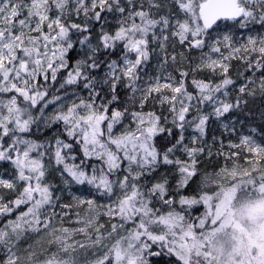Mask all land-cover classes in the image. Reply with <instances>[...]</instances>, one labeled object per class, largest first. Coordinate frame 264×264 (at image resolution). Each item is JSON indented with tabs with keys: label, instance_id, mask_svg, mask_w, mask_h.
Returning a JSON list of instances; mask_svg holds the SVG:
<instances>
[{
	"label": "snow or ice",
	"instance_id": "1",
	"mask_svg": "<svg viewBox=\"0 0 264 264\" xmlns=\"http://www.w3.org/2000/svg\"><path fill=\"white\" fill-rule=\"evenodd\" d=\"M125 3L0 0V162L14 170L8 179L0 175L7 190L0 191V264H153L162 256L174 264H264V224L254 233L240 227L238 239L225 219L228 210L233 221L245 211L264 217V199L253 203L264 197V144L241 134L228 151L220 140L213 153L204 141L211 119L256 95L249 86L257 79L264 95V0H147L166 8L163 15L145 10L143 0L140 10L136 0ZM105 14L116 17L114 32L105 28ZM229 24L239 36L222 30ZM169 33L189 52L199 51V63L181 52L189 67H177ZM153 55L154 75L147 70ZM232 60L246 65L237 73L243 83L235 102ZM204 71L209 78H198ZM189 129L192 146L185 143ZM206 147L224 166L185 195ZM245 151L256 157L249 166L238 163ZM161 166L175 169L173 187L164 174L152 181ZM45 245L56 250L49 255Z\"/></svg>",
	"mask_w": 264,
	"mask_h": 264
},
{
	"label": "rangeland",
	"instance_id": "2",
	"mask_svg": "<svg viewBox=\"0 0 264 264\" xmlns=\"http://www.w3.org/2000/svg\"><path fill=\"white\" fill-rule=\"evenodd\" d=\"M145 2H147V0H143ZM164 0H160V3L163 4ZM149 8H152V12L153 13H157V15H163L166 13L167 9L164 8V7H161L160 9H156L155 7H152L150 5H148ZM172 9L174 12L177 11L175 5H172ZM76 19V21H75ZM73 20L75 22H77V20H80L82 22V17L80 18H77L75 16H73ZM222 30L223 31H228L226 29L225 26L222 27ZM246 34V33H245ZM216 35V33H214V36ZM240 33L239 31L237 32V36H239ZM169 41H168V53H169V58L171 57L172 53L169 52V45L174 43L176 44L175 46H178L180 45L178 43V41H175L171 38V34L169 33ZM98 33L97 34H94L92 35V41L93 43L97 42L98 41ZM173 49V47H172ZM175 50H178L177 48H174ZM207 51V49L205 50ZM225 54H227V50L225 49ZM183 52L182 48L178 50V56H177V66L179 68H183L184 65L183 63L184 62H180V58H179V54ZM75 54V55H74ZM73 57L76 56V53L74 52ZM215 55V54H214ZM159 57L156 56V55H153V57L151 58L148 66H147V70L151 73V74H155V66L157 64V61H158ZM232 61H235L237 62L240 67H237V69H235L234 71L232 72H229V75L232 76L233 79L236 80V85L234 87L230 86L229 88V91H230V99L232 100V102H235V98L236 96L238 95V87L241 83H243L242 80L238 79L237 77V73L239 71H243L244 67H246V65H242L241 62L239 60H232ZM231 61V62H232ZM230 62V63H231ZM199 63V61L197 62ZM235 72V73H234ZM175 74V73H174ZM176 75V74H175ZM246 75H251V73H246ZM259 76V74H257V77ZM258 84H259V80L257 79V83L256 85H250L249 87H255L256 88V95L254 97L252 96H245L244 99L247 100V104H242L240 108H237V109H233L232 111H230L229 113L225 114V116L221 117L220 120H216V119H211L208 123V126L206 128V134L207 132H209V135H210V138L213 139V137H216L217 140L216 142L214 143L215 145V149L212 150L213 153H215L219 148H220V140H223V143L225 145V151H228L227 149V144L229 142V140L233 141V142H236V143H239V136L241 134L243 135H250L252 136L255 140H257L258 142H260L261 144H264V141L263 140H260L258 139V137H255V133L256 131H247V130H244L242 128V126H244L243 124V120L242 118L239 116V114H242V113H246L248 114L249 111L252 112V115H256L257 113H259V109L258 107L256 106V104L258 102H261L263 99H264V95H261L260 94V91H259V87H258ZM170 94V93H169ZM86 95V93H85ZM159 107V105H157ZM160 108V107H159ZM166 111L167 112V107L165 106V108L163 109V111ZM210 111V109H208ZM49 111H51V108L49 109ZM222 124H228L230 129L234 126L235 127V133H231L230 131H226L221 125ZM220 133H223L224 135H226V137L224 136L223 138H221L219 136ZM193 135L192 133V130L189 129L188 132L186 133V139H185V143L186 144H189V146H192L190 141H191V136ZM198 135V134H197ZM206 136V135H205ZM206 137L204 138V141H205ZM210 139V140H211ZM210 140L206 141L205 142V146L206 145H209L211 144L212 145V142H210ZM176 156H179L181 159H184L185 158V155L182 153V152H177L176 153ZM199 157L202 158L201 162L203 163V166L204 167H208V169L206 170V172H202L200 175H198L197 178H194L192 181L193 183L191 185H187L186 188L183 190V194L185 195H193V194H196L199 190V187H200V180H201V177L203 175H205L206 173H209V174H214L215 172H218L220 170L221 167L224 166V159L223 157H219L217 158L215 155H213L212 157H208L207 155V147H206V150L203 154H201ZM198 157V158H199ZM187 158V156H186ZM256 157H255V154L254 153H248L247 151H245L239 158L238 160V163L241 165V166H249V161L250 160H254ZM188 159V158H187ZM187 159H184V160H187ZM1 164L4 165L5 169L7 170L8 174L10 176H12L14 174V170L11 168V166L6 163V162H0ZM214 166H219L217 169H210ZM229 167H231V162H229ZM175 171V169L173 167H170V166H161L157 172L153 175L152 177V181L155 182L156 180H159V179H162V174L164 175H167L168 178H169V181H170V184H169V187H173L176 183V180H177V176L173 175L172 173ZM4 177V176H3ZM6 179L10 178V177H4ZM58 179H57V183H58ZM72 191L74 192H79L81 191V189H73ZM86 191V189L84 190ZM71 195L72 193L69 192V191H65L64 193V202L65 203H71ZM203 210V209H202ZM76 211L75 208H73V213ZM74 218V217H73ZM107 220V218L105 217H102L101 218V223H105ZM65 225L66 226H69V227H76L75 224H69L68 221L66 220L65 221ZM77 240H82L84 239V237L82 235H77L75 237ZM28 242L25 241V242H22L21 243V248L25 247L26 244ZM45 247H50V252L48 253L49 255L51 254L52 251H55L56 248L55 246H48V245H45ZM37 251H39V249H37ZM80 255L81 257L83 258L85 253L83 251L80 252ZM88 256L90 257L91 256V253L89 252L88 253ZM41 258H43V256H41ZM0 259L3 260L4 257L3 255H0Z\"/></svg>",
	"mask_w": 264,
	"mask_h": 264
},
{
	"label": "trees",
	"instance_id": "3",
	"mask_svg": "<svg viewBox=\"0 0 264 264\" xmlns=\"http://www.w3.org/2000/svg\"><path fill=\"white\" fill-rule=\"evenodd\" d=\"M122 3H124V6L127 8L128 5L125 3V0H122ZM140 4H141V0H136V9L137 10H140ZM148 3L143 1V8L145 10H148V9H151L152 11V8H149L148 7ZM106 15V18H107V23L105 24V28L110 31V32H114L117 28V24H116V17L112 14H105ZM76 21V19H75ZM77 23H81L80 20H77ZM99 25L98 24H94L92 26V30H91V34L94 35V34H97L99 32ZM223 27V25H222ZM227 30L229 29H233L234 31H236V33L238 32V30L235 29V26L229 24L227 26H225ZM213 36H214V33H213ZM150 38V37H149ZM173 44H170L169 45V52L170 53H175L177 56H178V50L182 48L183 50V53L188 57V60H191L193 62V64L197 63L199 61V56H200V52L197 51V50H191L190 52L187 50L186 46H181V45H178V46H175V48H177L178 50H175L174 48L172 49L173 47ZM176 45V44H175ZM206 50V49H205ZM204 50V51H205ZM72 54H74V52L70 53L71 56H73ZM120 54V48H118L113 54H112V58H118ZM75 55V54H74ZM238 63L235 62V61H232L231 62V67H230V70L229 72H232L234 71L235 69H237V67H240L239 65H237ZM178 65V64H177ZM184 67L183 69H187L189 67V64H188V61H185V63H183ZM178 67V66H177ZM182 68V67H181ZM235 73V72H234ZM175 74L177 76H179V73L178 72H175ZM198 78H204V79H208L209 76H210V73L208 71H204V72H200L197 74ZM191 77H189V81H190ZM214 80L216 81H219L221 79L220 76H216V77H213ZM190 90H193L194 89H190ZM123 95V93H122ZM256 106L258 107L259 109V113H257L256 115H252V112L249 111L248 114L246 113H242V114H239V116L242 118V120L244 121L243 124L244 126H242V128L244 130H247V131H252L253 129H255L256 133H255V137H258V139L260 140H263L264 141V99L261 101V102H258L256 104ZM153 108V105L152 103L150 102L149 105L145 108V111H148V110H151ZM155 110L157 112H160L161 109L156 105L155 106ZM165 114L167 113L165 110H164ZM178 135V133H174V137ZM219 136L221 138H223L224 136L226 137V135H224L223 133H220ZM206 139H205V142L210 140V135H209V132H207L206 134ZM162 138L158 137L157 138V143H160V140ZM213 141V139L210 140V142ZM215 149V145L212 143V150ZM184 159H187L186 156ZM202 158L199 157L198 158V164H197V168H198V174L196 176H194L192 178V180L194 178H197L198 175H200L202 172H206V170L208 169V167H204L203 166V163L201 162ZM219 166H214L210 169H217ZM0 175L4 176V177H11L7 170L5 169L4 165L0 163ZM190 181L189 182V185H191L193 183V181ZM0 191H4L6 192L7 190H4V189H0ZM196 213H200L202 212V207H197L195 209ZM1 260V259H0ZM153 264H174V258H170V257H158V258H154L153 259Z\"/></svg>",
	"mask_w": 264,
	"mask_h": 264
},
{
	"label": "clouds",
	"instance_id": "4",
	"mask_svg": "<svg viewBox=\"0 0 264 264\" xmlns=\"http://www.w3.org/2000/svg\"><path fill=\"white\" fill-rule=\"evenodd\" d=\"M264 197L262 196H257L253 198V203H255L258 200H262ZM225 219L229 221V223H232L233 226L236 228L237 232V238L239 239L242 233L240 232V227H246V230L249 233H254L255 231L259 230V226L264 224V217H255L249 215L247 211L244 213L240 214L238 213L235 220L233 221L232 216H231V210L226 211L225 213ZM247 219L248 223L246 226L242 224V221Z\"/></svg>",
	"mask_w": 264,
	"mask_h": 264
}]
</instances>
